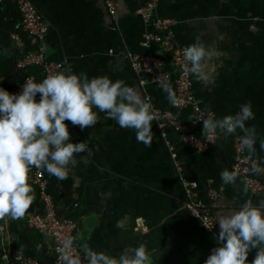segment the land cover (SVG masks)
<instances>
[{
    "label": "crops",
    "instance_id": "obj_1",
    "mask_svg": "<svg viewBox=\"0 0 264 264\" xmlns=\"http://www.w3.org/2000/svg\"><path fill=\"white\" fill-rule=\"evenodd\" d=\"M30 1L47 27L49 60L89 77L122 79L143 97L123 55L127 50H146L141 41L148 26L137 12L140 1L113 0L115 18L104 0ZM16 5V0H0V86L9 92L24 75L15 65L24 50L11 38L12 31H20ZM154 15L174 19L178 46L186 47L199 35L207 48L216 49L217 55L203 61L208 78L191 74L192 92L217 118L234 114L240 104L251 101L255 115L245 126H254L257 138L255 151L248 153L264 163L260 146L264 140V0H158ZM145 89L158 107H169L167 90L149 82ZM94 110L99 119L90 128L65 121L73 143L87 139L92 152L86 157L88 163L80 162L85 153L74 154L77 163L68 166L64 179L42 168L57 214L76 222L73 238L82 249L87 245L118 256L126 246L144 243L152 252L151 264H203L216 246L219 228L216 224L208 231L188 213L180 176L196 181L198 198L214 204L216 217L245 200L255 204L264 198V184L252 192L241 175L232 184L220 178L224 168L232 170V139L244 135L239 128L226 135L218 130L216 143L205 151L191 147L168 128L166 139L180 162L177 171L154 121L152 142L145 146L136 140L134 129L121 128L104 112ZM210 181L219 188L214 200L208 195ZM33 189L35 198L26 213L40 205ZM25 215L0 218V264H14L17 250L40 264H55L51 240L31 229ZM255 251L251 249L246 259L251 261Z\"/></svg>",
    "mask_w": 264,
    "mask_h": 264
},
{
    "label": "clouds",
    "instance_id": "obj_2",
    "mask_svg": "<svg viewBox=\"0 0 264 264\" xmlns=\"http://www.w3.org/2000/svg\"><path fill=\"white\" fill-rule=\"evenodd\" d=\"M188 62L185 72L199 79H207L203 61L217 55L214 48H207L199 35L193 43L183 48ZM39 82L28 78L18 93L0 86V218L18 219L25 215L35 198L28 182L31 168H43L46 172L64 179L69 165H75L76 153H85L81 163H88L92 155L87 139L73 143L65 121L89 128L98 122L94 109L104 112L106 118L115 120L121 128L135 130V138L145 146L153 139L152 121L155 119L150 98L142 97L122 79L112 80L107 75L89 77L81 71L58 66ZM169 96L172 93L167 89ZM37 94L39 98L37 99ZM251 101L240 104L234 114L217 118L208 113L202 120V128L210 132L219 130L225 135L239 128L244 135L240 146L249 153L255 151L257 133L254 126L245 121L254 118ZM260 146L264 149V140ZM256 172L260 165H253ZM238 171L224 168L220 178L225 184L235 182ZM247 191V186L244 188ZM219 231L216 246L203 264H264V198L253 204L245 200L238 208L216 218ZM211 229L213 225H204ZM73 238H65L60 247L61 264H151L152 252L144 243L126 246L118 256L97 251L85 245L80 253L73 254ZM255 255L246 259L251 249Z\"/></svg>",
    "mask_w": 264,
    "mask_h": 264
},
{
    "label": "built area",
    "instance_id": "obj_3",
    "mask_svg": "<svg viewBox=\"0 0 264 264\" xmlns=\"http://www.w3.org/2000/svg\"><path fill=\"white\" fill-rule=\"evenodd\" d=\"M137 1H140L137 12L148 26L141 41L146 50L143 53L127 50L123 55L134 72L136 81L143 91V97L150 98L155 116L153 121L160 135L165 139L174 168L180 171V162L172 145L166 139V130L168 128L175 130L182 141L198 151H205L216 143L218 130L210 132L202 128V120L208 113L213 112L203 106L192 92L191 73L184 71L188 66V62L183 57V47L178 46L174 39V19L154 15L158 0ZM16 3L19 13L20 31H12L11 38L19 48H23L25 39L22 33H25L30 37L34 47L26 49L15 62L16 67L24 75L22 80L11 89L10 92L12 93L21 91L22 84L28 78L39 82L50 72L59 70L58 66L62 65L60 61H52L47 58L45 43L47 27L41 21L34 4L30 0H16ZM104 3L109 15L115 18L116 8L114 1L104 0ZM30 68H37V72L30 71ZM147 82L153 83L163 90L172 88L168 108L158 107L152 101L150 94L145 89ZM36 98H39V94H37ZM188 122L199 126L202 134L198 135L194 131H188ZM242 136L241 134H236L232 139L233 160L231 168L235 167L238 175L243 176L250 190L255 192L263 186L261 179H264V163L251 156L246 149L241 148L240 138ZM255 164L260 165L261 171H254L253 165ZM28 178V182L37 190L41 208L40 211H28L25 215L26 223L31 229L47 236L51 240L54 254L53 262L61 264L59 247L65 238L69 236L73 238L76 222L72 218L60 217L57 214L42 168H31ZM180 182L185 196L184 205L188 213L198 220L206 230L213 231L216 227L214 223L217 218L214 204L204 203L198 198L195 192L196 181L186 180L180 176ZM209 183L208 195L211 200H214L218 195L219 188H216L211 181ZM204 225H213V227L208 229ZM82 250L81 246L73 238L71 252L82 255ZM6 256L4 254L3 258ZM12 259L14 264H40L37 259L24 255L20 250L15 251Z\"/></svg>",
    "mask_w": 264,
    "mask_h": 264
},
{
    "label": "trees",
    "instance_id": "obj_4",
    "mask_svg": "<svg viewBox=\"0 0 264 264\" xmlns=\"http://www.w3.org/2000/svg\"><path fill=\"white\" fill-rule=\"evenodd\" d=\"M16 9H17V7H16ZM17 12H18V9H17ZM18 18H19V13H18ZM16 31V30H15ZM22 35H23V37H24V39H25V45H24V47L22 48L24 51L26 50V49H29V48H31V47H34V44H32L31 43V39H30V37L27 35V34H25V33H22ZM23 51V52H24ZM162 56H164V55H162ZM30 71H32V72H37V68H30ZM170 90H171V92H172V88H169ZM170 97V96H169ZM174 110V112H176V110L175 109H173ZM187 130L188 131H194V132H196L198 135H201L202 134V131H201V128L199 127V126H196V125H193V124H191V123H187ZM229 159H230V161L232 162V160H233V151L231 150V155H230V157H229ZM262 180V182H263V184H264V179H261ZM40 205H39V207L37 208V209H34V211H40Z\"/></svg>",
    "mask_w": 264,
    "mask_h": 264
}]
</instances>
